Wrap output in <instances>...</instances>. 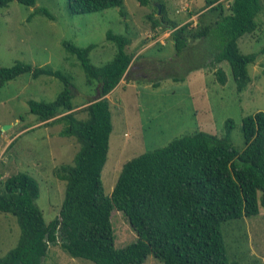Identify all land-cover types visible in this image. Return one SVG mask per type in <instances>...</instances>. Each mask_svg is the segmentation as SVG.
I'll return each instance as SVG.
<instances>
[{"label": "trees", "instance_id": "trees-1", "mask_svg": "<svg viewBox=\"0 0 264 264\" xmlns=\"http://www.w3.org/2000/svg\"><path fill=\"white\" fill-rule=\"evenodd\" d=\"M11 1L0 0V7ZM137 1L145 5L149 0ZM67 4L70 12L78 14L121 7L123 0H67ZM160 6L162 12L163 4ZM263 8L264 0H229L227 4L206 0L195 24L192 20L182 24L170 20L168 35L179 56L214 35L219 46L206 65H215L216 78L224 84L225 72L216 65L227 61L236 90L241 92L251 82L248 66L264 53V46L243 53L239 39L258 28L255 19ZM39 11L49 15L45 8ZM210 15L213 19L207 20ZM160 19L151 20L153 28L162 25L165 19ZM106 38L116 49L100 66L89 59L94 43L78 46L62 42L79 59L86 82L93 83L99 93L78 109L72 103L71 76L63 71L20 60L10 66L0 65V84L24 72L33 77L45 74L59 78L63 88L55 99L29 100V108L45 124H61L59 134L78 143L72 162L56 169V176L65 181L64 198L59 216L49 223L35 202L39 194L36 179L21 171L5 177L0 212L16 218L19 235L13 247L0 253V264H41L50 243H58L72 257L95 264H141L149 254L161 264H239L228 258L221 224L260 215V206L264 207V112L258 110L242 118L241 150L231 142L232 120L227 118L221 136L197 129L128 159L111 194L106 195L101 171L113 127L106 94L122 78L132 80V66L140 56L133 58L126 50L131 43L127 35L108 30ZM168 62L170 67L179 65ZM204 66L201 61L195 67ZM77 111L85 116L78 117ZM114 208L126 216L136 233L135 240L122 247L115 245L110 220Z\"/></svg>", "mask_w": 264, "mask_h": 264}, {"label": "rangeland", "instance_id": "rangeland-1", "mask_svg": "<svg viewBox=\"0 0 264 264\" xmlns=\"http://www.w3.org/2000/svg\"><path fill=\"white\" fill-rule=\"evenodd\" d=\"M205 2L149 0L141 5L137 0H123L121 7L78 14L70 12L67 0H35L33 5L14 0L0 7V65L10 66L20 60L63 71L71 76L73 105L87 103L97 96V90L93 83L86 82L79 59L62 42L78 46L94 43L89 59L100 66L112 58L116 49L106 38L108 30L131 38L126 50L133 58L140 55L133 63L129 76L132 80L123 83L109 98L113 127L101 171L106 195L111 194L128 159L197 129L221 136L227 118L232 120L231 142L241 150L242 118L258 110L264 112V53L248 66L251 82L241 92L236 90L227 61L216 65L225 72L224 84L216 78L215 65H206L219 46L214 35L201 41L197 48L190 46L180 56L176 54L168 35L170 20L179 24L192 20L195 24L197 12ZM223 2L227 4L229 0ZM160 3L162 12L161 6L158 11ZM41 8L49 15L40 12ZM161 17L166 21L153 28L151 20ZM207 17L209 20L214 16ZM255 21L258 28L239 39L243 53L264 46V8ZM156 37L161 41L154 42ZM168 61L179 65L173 63L176 67H170ZM201 61L205 66L195 67ZM156 81L158 85L153 86ZM62 88L63 82L57 77H33L29 72L0 84V190L4 189L7 175L18 171L31 175L39 185L35 202L47 223L59 216L64 198L65 181L56 176V169L62 163L72 162L78 143L73 137L59 134L61 124L40 123L39 117L30 111L28 101H52ZM76 115L84 117L85 113L77 111ZM110 220L116 246L135 240L136 233L120 210L112 209ZM221 231L229 259L239 264H264V214L223 222ZM18 235L16 218L0 212L1 254L16 244ZM41 264L95 263L72 257L60 244L50 243ZM141 264L161 262L149 254Z\"/></svg>", "mask_w": 264, "mask_h": 264}, {"label": "crops", "instance_id": "crops-1", "mask_svg": "<svg viewBox=\"0 0 264 264\" xmlns=\"http://www.w3.org/2000/svg\"><path fill=\"white\" fill-rule=\"evenodd\" d=\"M169 33V32H168ZM161 41V39L159 38V37H156L153 41L155 42V41ZM136 61V60H135ZM133 67V66H132ZM203 71H204V69H202ZM204 73H205V71H204ZM128 81L129 80H126V78H122L120 81H119V83L117 84V86L114 88V89H112L109 93H107L106 94V96H107V98H108V100H109V98H110V96L114 93V91L116 90V89H118L123 83H128ZM97 95V94H96ZM95 95V96H96ZM95 98V97H94ZM109 103H110V101H109ZM86 103H81V104H79V105H74L75 107H74V109H77V108H80V107H82V106H84ZM40 123H44L45 124V122L44 121H39ZM260 214H264V207L260 210Z\"/></svg>", "mask_w": 264, "mask_h": 264}, {"label": "water", "instance_id": "water-1", "mask_svg": "<svg viewBox=\"0 0 264 264\" xmlns=\"http://www.w3.org/2000/svg\"><path fill=\"white\" fill-rule=\"evenodd\" d=\"M157 6H158V11H160V5L158 4ZM97 94H99V93L97 92Z\"/></svg>", "mask_w": 264, "mask_h": 264}]
</instances>
